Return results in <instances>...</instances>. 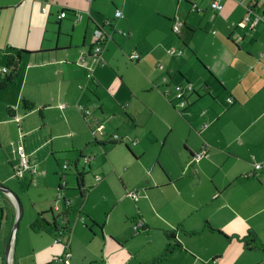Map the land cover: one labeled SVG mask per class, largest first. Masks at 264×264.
I'll return each mask as SVG.
<instances>
[{
    "label": "crops",
    "instance_id": "0c3cea01",
    "mask_svg": "<svg viewBox=\"0 0 264 264\" xmlns=\"http://www.w3.org/2000/svg\"><path fill=\"white\" fill-rule=\"evenodd\" d=\"M250 10L264 15V0H0V68L11 48L28 52L0 88V184L23 207L12 264H64L67 250V264H232L254 250L251 234L264 248V21L240 28ZM76 104L96 106L119 141H96ZM21 153L29 168L15 177ZM0 209L4 264L16 206L2 194ZM37 217L47 226L33 230Z\"/></svg>",
    "mask_w": 264,
    "mask_h": 264
},
{
    "label": "built area",
    "instance_id": "2783aa9c",
    "mask_svg": "<svg viewBox=\"0 0 264 264\" xmlns=\"http://www.w3.org/2000/svg\"><path fill=\"white\" fill-rule=\"evenodd\" d=\"M211 8L215 11H218L222 8V5L219 2H212L211 3ZM47 8L46 7H42L41 11L42 13L46 12ZM193 11H198V9L196 7L192 8ZM253 12L250 10L247 15H245V17L240 21V23L238 24V26L240 28H249L252 29L254 28L259 22L264 21V15H259V14H254L253 16H251L250 14H252ZM67 15V11L65 8L61 9V11L58 13L57 15V19L61 20L64 19ZM114 15L115 17L119 18L122 17L121 12L116 9L114 11ZM81 19V15L78 12H74V20L75 22L79 21ZM105 26L104 27H97L94 31V43L92 45L91 48V53L93 57L98 58L102 52V45L109 41L112 36L111 33L108 32L105 27H108L110 25V22L107 20L105 21ZM121 33V32H120ZM123 34V33H122ZM124 35V34H123ZM169 53L171 55H181L182 51L179 50H170ZM140 58V55L137 53H134L133 56L130 57V59L132 60H138ZM5 66L0 68V73L1 72H5ZM91 68H87L86 73H85V78L87 80H92V73H91ZM192 88L189 84H185V85H178L175 87V97L178 100V104L181 107H186L188 102H187V98H186V92L187 91H191ZM227 104H232L233 101L231 98H227L226 99ZM61 109L65 108V105H60L59 106ZM75 107L80 111V113L82 114V116L84 117V119L89 118L91 120V124H92V129L91 132L93 134V136L95 137V140L98 141L99 143L107 141V142H118L119 141V137L117 134H112V135H106L105 133V128L104 125L101 124L99 122V117L97 115H95V110L97 109L96 106H94L93 108H89L85 105L82 104H76ZM21 152V149H20ZM203 152L199 151L196 155H195V159L198 160L203 156ZM21 162L19 164V166L17 167V170L15 172V177H21L23 172L25 170H27L29 168V164L28 161H26L25 156L21 153ZM83 161L87 162L88 161V157H83ZM68 168V165L65 164L63 166V170L65 171ZM255 169H259L261 168V164H256L254 166ZM128 196H130L132 199L136 200L137 199V194L135 192H131L128 193ZM140 226L143 225V223H139ZM139 226H135V230H138ZM53 240L54 243H64L67 247L68 244L63 242V232L61 231V228L57 229V231L54 233L53 235ZM68 241V240H67ZM66 241V242H67ZM71 254L70 251L67 250L62 258V261L64 264L68 263V259L70 258Z\"/></svg>",
    "mask_w": 264,
    "mask_h": 264
},
{
    "label": "trees",
    "instance_id": "16d2710c",
    "mask_svg": "<svg viewBox=\"0 0 264 264\" xmlns=\"http://www.w3.org/2000/svg\"><path fill=\"white\" fill-rule=\"evenodd\" d=\"M111 26V24L109 25ZM24 54H28L27 51L22 50V49H17V48H11V53L7 56L6 61H5V72H1L0 75L3 76V79L0 81V88H4L6 86H9L11 84H14L15 81L17 80V78L19 77V74L21 72L22 69V58L21 56ZM34 105L33 103L27 101V100H21L20 102V108L24 111V112H29L33 109ZM67 170V169H66ZM41 223L46 225V222H44L43 220L38 219V217L36 218L32 229H36L37 227L41 226ZM54 228L55 232L57 231L55 224L53 223V225H50ZM61 231L63 232V234H66L70 232L69 228H61ZM54 232V233H55ZM53 233V235H54ZM252 243L256 244L257 247H259V243H258V239L253 238L251 240V242H245V246L250 249L251 245H253ZM176 247H179L178 244H174L173 246H167V249L165 250V253L163 256H167L169 253L172 252V250H174ZM263 248V247H262ZM264 250V248H263ZM62 260V259H61Z\"/></svg>",
    "mask_w": 264,
    "mask_h": 264
},
{
    "label": "water",
    "instance_id": "95a60500",
    "mask_svg": "<svg viewBox=\"0 0 264 264\" xmlns=\"http://www.w3.org/2000/svg\"><path fill=\"white\" fill-rule=\"evenodd\" d=\"M65 187H66V183H63L62 186L57 189V192L60 194V193H65L66 191H70V189L65 188ZM0 192L3 195L7 196L16 206V212H15V216L13 220V225L11 228L10 235L7 239V242L4 248V254H3L4 264H12L11 253H12V247H13V239L18 229L19 222L22 218L23 207H22L21 201L19 197L17 196V194L14 191H12L10 188L0 184ZM60 201H62L63 205H65L66 208L69 207L70 202H71L70 199H66L65 197H63Z\"/></svg>",
    "mask_w": 264,
    "mask_h": 264
},
{
    "label": "rangeland",
    "instance_id": "374dc122",
    "mask_svg": "<svg viewBox=\"0 0 264 264\" xmlns=\"http://www.w3.org/2000/svg\"><path fill=\"white\" fill-rule=\"evenodd\" d=\"M75 187H76V182H75V185H74V189H75ZM0 195H2L1 193H0ZM1 210V209H0ZM0 213H1V211H0ZM23 218V217H22ZM21 218V219H22ZM22 223H25V220H23L22 221ZM250 242H251V240L253 239V238H257V237H255V235H250ZM23 240L24 239H22V246H24V244H23ZM248 241V242H249ZM54 242V241H53ZM51 243H52V241H51ZM253 244V248H254V250L252 251V252H250L249 253V256L247 257V258H244L243 260H241V259H239V258H237V259H235L234 261H232V264H255L256 262V264H264V250H263V248L262 247H256V244H254V243H252ZM54 247H56V246H58V247H60L61 249H63V246H60V245H53ZM1 248V247H0ZM246 248V247H245ZM246 250H249L248 248H246ZM262 260V262H259V260Z\"/></svg>",
    "mask_w": 264,
    "mask_h": 264
},
{
    "label": "flooded vegetation",
    "instance_id": "af4514ba",
    "mask_svg": "<svg viewBox=\"0 0 264 264\" xmlns=\"http://www.w3.org/2000/svg\"><path fill=\"white\" fill-rule=\"evenodd\" d=\"M56 229H58V228H56Z\"/></svg>",
    "mask_w": 264,
    "mask_h": 264
}]
</instances>
